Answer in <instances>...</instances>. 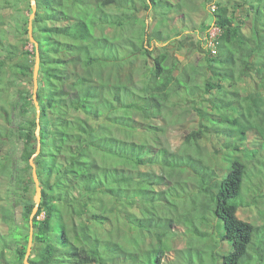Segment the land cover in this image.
<instances>
[{
  "label": "trees",
  "instance_id": "16d2710c",
  "mask_svg": "<svg viewBox=\"0 0 264 264\" xmlns=\"http://www.w3.org/2000/svg\"><path fill=\"white\" fill-rule=\"evenodd\" d=\"M36 4L38 48L31 0H0V264H25L36 205L37 51L30 264H264V0ZM199 10L215 49L175 76L157 29ZM184 106L200 125L174 149ZM17 206L21 221L8 222Z\"/></svg>",
  "mask_w": 264,
  "mask_h": 264
},
{
  "label": "rangeland",
  "instance_id": "374dc122",
  "mask_svg": "<svg viewBox=\"0 0 264 264\" xmlns=\"http://www.w3.org/2000/svg\"><path fill=\"white\" fill-rule=\"evenodd\" d=\"M179 10V9H178ZM11 10H7V13H10ZM187 13V18L185 22L182 20L181 17H177L178 14L182 15L181 13H173L171 15L170 22H165V26H160L158 28V22L157 18L151 17L148 19V24L150 26V32L151 34H155L153 32L152 28H158L157 30H160L162 33V37L160 38L161 42L165 45H168L170 50L174 55L178 57L180 60V68L178 71L175 72V76H177L181 72L189 71L192 72L198 62L201 60V58L204 56V53L207 51V47H210L212 49L214 48L215 40L219 34V31L217 28L214 27H208L211 26V19L204 11H198L194 13L192 16ZM145 13L140 14L141 17H143ZM183 22H182V21ZM169 24L170 28H175V32H171L170 29L166 27V25ZM209 29V31H208ZM179 31V32H177ZM183 32L181 36H178L180 32ZM207 31L209 32V35L211 37V40L208 42L207 40ZM245 32L249 33V28H246ZM26 49H32V44H29ZM216 51H214L215 53ZM242 65L240 64L238 67V70H241ZM168 75V74H166ZM21 90H30L31 86L29 82L24 81ZM17 90L13 88L11 91L13 98H17L15 93ZM185 114L182 116L181 121L177 122L175 125H172L171 128H169L168 131V138L173 146L174 149H178L180 145L182 144L184 136L191 132L194 129H197L199 127V118L190 110L188 106H184ZM15 124H18L20 122V117L18 116V113L15 111L12 113ZM5 196V194H4ZM2 200H0V206L4 205ZM13 207L9 211H7L8 216V222H20L21 221V209L19 206ZM255 213V212H254ZM4 213L0 212V217L3 219ZM253 213L243 211L240 214V217L242 219H248L249 217H252ZM147 221H150L149 219ZM5 224V223H4ZM151 225L150 222H146V225L144 227V230L146 228H149ZM4 231H7V226L3 225ZM143 229L140 231V233H143ZM175 247L177 248H184L187 245V241L183 238H177L174 242Z\"/></svg>",
  "mask_w": 264,
  "mask_h": 264
},
{
  "label": "water",
  "instance_id": "95a60500",
  "mask_svg": "<svg viewBox=\"0 0 264 264\" xmlns=\"http://www.w3.org/2000/svg\"><path fill=\"white\" fill-rule=\"evenodd\" d=\"M32 3V10L33 13L30 17V23H29V36H30V40L32 44H35L37 46V42L33 36V20L36 16L37 13V4H36V0H31ZM38 48V46H37ZM40 53L39 51H37V57H36V64H35V68H34V75H33V79H34V91H33V98H34V102L37 108V123H38V127H37V131H36V135L39 141L38 144V150L37 152L34 154V156L31 158L30 163L31 166L33 167V177H34V181L36 184V205L33 209V213L31 215L30 218V223H31V232H30V239H29V245H28V251H27V255L25 258V264H30L29 263V259L31 257L32 251H33V241H34V217L37 215L39 208H40V204L42 202V189H41V185H40V180L38 177V173H37V168H36V164H35V158L40 154L41 152V137H40V115H41V108H40V104L38 101V90H39V71H40Z\"/></svg>",
  "mask_w": 264,
  "mask_h": 264
},
{
  "label": "built area",
  "instance_id": "2783aa9c",
  "mask_svg": "<svg viewBox=\"0 0 264 264\" xmlns=\"http://www.w3.org/2000/svg\"><path fill=\"white\" fill-rule=\"evenodd\" d=\"M216 53V52H215Z\"/></svg>",
  "mask_w": 264,
  "mask_h": 264
}]
</instances>
